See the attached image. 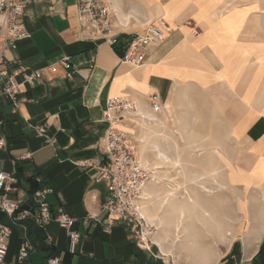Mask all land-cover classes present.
Returning a JSON list of instances; mask_svg holds the SVG:
<instances>
[{
    "label": "crops",
    "instance_id": "0c3cea01",
    "mask_svg": "<svg viewBox=\"0 0 264 264\" xmlns=\"http://www.w3.org/2000/svg\"><path fill=\"white\" fill-rule=\"evenodd\" d=\"M107 1L114 11L116 44L84 39L77 0H33L24 17L32 37L7 54L29 72H43L35 86L21 85L17 110L7 98L0 105V140L6 142L0 148V170L18 173L17 190L9 198L28 206L36 191L52 188L47 203L64 206L78 220L81 234L72 255L67 234L56 222L44 229L25 223L34 246L25 264H43L53 256L64 264H264V63L258 61L264 60V0ZM161 22L172 32L148 50L146 62L123 63L148 27ZM63 57L78 67L72 80L63 79L59 65L56 73L50 69ZM155 94L163 107L160 114L149 102ZM115 97L160 116L163 128L177 124L176 137L208 141L210 161L203 169L210 185L201 175L190 181L196 190L191 194L194 212L169 217L159 206L150 210L156 217L149 223L155 232L162 228L157 239L168 256L158 244L152 253L140 250L118 224L108 230L107 183L96 179L92 164L103 158L100 146L108 128L103 116ZM168 132L167 140L174 136L171 127ZM26 154L31 160L21 161ZM29 179L37 184L34 193ZM200 185L213 193L203 194ZM154 190L151 182L149 200ZM87 218L92 219L86 223ZM0 220L12 225L1 212ZM19 229L15 226L10 237L5 264L17 258Z\"/></svg>",
    "mask_w": 264,
    "mask_h": 264
},
{
    "label": "built area",
    "instance_id": "2783aa9c",
    "mask_svg": "<svg viewBox=\"0 0 264 264\" xmlns=\"http://www.w3.org/2000/svg\"><path fill=\"white\" fill-rule=\"evenodd\" d=\"M33 0H0V105L4 98L10 100L14 110H17L23 101L20 98L22 84L35 86L43 78V72L28 68L18 59L9 60L7 54L18 50L21 42L31 39L24 17L28 6ZM77 17L84 39L98 43L114 45L117 42L116 24L113 12L107 0H77ZM172 32V28L165 22L150 25L146 34L138 39L123 58V63L141 66L147 60V53L151 47L160 45ZM199 35L198 30L194 31ZM63 67V79L72 80L78 72V67L71 63L70 57H63L59 63L50 67L53 73L58 71L57 66ZM22 78V82L18 78ZM151 109L155 114L163 110L158 95L149 99ZM137 110L133 103L125 97H115L108 100L103 120L108 128L100 150L103 158L92 164L96 169L98 181L107 183L106 200L103 210L108 214V230L114 225L122 226L133 238L136 246L148 253H152L153 242L151 236L153 226L149 224L144 214L145 191L152 180V171L144 166L136 155L133 146V136L120 129L126 124ZM3 122L0 119V127ZM6 142L0 140V148ZM31 160V154L21 157V161ZM18 180L16 173L9 174L0 170V212L6 214L12 225L0 220V264H5L9 251L10 237L19 229L20 248L16 260L11 264H25L34 246L30 240L25 223L36 224L44 229L49 222H56L68 237V253L76 254L81 234L76 228L78 220L69 215L64 206L51 207L47 203L48 194L52 188L46 187L32 195V202L28 206L21 201L9 198V194L17 190ZM92 218H87L88 223ZM52 239L47 238L51 245ZM43 264H64L60 256L49 257Z\"/></svg>",
    "mask_w": 264,
    "mask_h": 264
},
{
    "label": "rangeland",
    "instance_id": "374dc122",
    "mask_svg": "<svg viewBox=\"0 0 264 264\" xmlns=\"http://www.w3.org/2000/svg\"><path fill=\"white\" fill-rule=\"evenodd\" d=\"M258 61L264 63V60H262V59L258 60ZM131 117H133V115ZM131 117H128V118H131ZM140 122H141L140 127L135 128V132L137 131V134H138L137 138L136 139L133 138V146H134V149H135L137 156L138 155L140 156V154L138 153V149H140L139 140L141 139V136H142L144 129H145V127L143 126V121H140ZM165 123L166 122H164V124L160 125L159 127L153 126L151 137L153 138L154 142H156L158 145H160L162 150L165 151V153H167L166 155L169 158H171L172 161L170 163H166L165 165L162 163L161 168H163V169L157 170V179H156V182L158 184L157 188H156L157 189V195L153 199L149 200L146 196V191H145L146 201L143 204L144 214H145L146 203L148 202L149 205H152V203L156 202L157 199H165L164 197H166L168 190L171 193L172 192L175 193V196L173 198L170 197V198L174 199L175 201H179L181 199V196L182 195L184 196L185 192H189L190 194H193L194 192H196L195 183L190 182L191 180H193L195 178V175H196V178H200L199 175H201V177L205 179L206 185H210V183H209L210 174L205 172L203 169V167L206 166V165L203 166V164L208 163L210 161L209 159H207L210 156L208 154V152H210L209 146L207 145L208 141L200 139V138L195 139L192 137L181 138L179 135H178L179 138L176 137L177 133L174 134V132H176L178 129L177 124H175V125L174 124H166L168 128L171 127V130L173 131V134H174V136L172 138L167 140V138H166V136H164V134L167 135L166 131L168 132V128H163L165 126ZM193 125H194V127L197 126L195 128L196 130H199V125H197V124H193ZM159 133L163 134V136H161ZM168 133L172 134L171 132H168ZM150 155H151L152 159L154 160L155 159L154 153L152 152ZM139 156H138V158H139ZM139 159L141 160V162L144 164V166L146 168H148L152 171V169L149 168L145 164V162L142 161L141 158H139ZM176 164H180V167H181L180 170H178V165H176ZM154 173H155V171H154ZM153 177H155V174H153V172H152V180H153ZM185 178H186V180H185ZM187 179H189V180L187 181ZM152 180L149 182V184L152 182ZM149 184H148V186H149ZM208 188H210L212 190V188L210 186ZM219 190H220V188H218L216 190V192ZM178 191H179V193H178ZM214 192H215V190H214ZM174 200H172L170 202V205L165 207V209H164L166 211V213L169 214V217L173 216V214L171 213L173 210V207L171 205L175 203ZM205 205L207 207L206 209H209L208 208L209 204L207 203ZM145 216H146V214H145ZM168 221L171 222L172 219H168ZM167 224H168V222H167ZM167 224H166V227L169 226ZM153 228L154 229H153V233L151 236V240L153 242L152 252H153L154 247H155V243L153 240V238H154L153 235L155 233V227L153 226Z\"/></svg>",
    "mask_w": 264,
    "mask_h": 264
},
{
    "label": "bare ground",
    "instance_id": "6f19581e",
    "mask_svg": "<svg viewBox=\"0 0 264 264\" xmlns=\"http://www.w3.org/2000/svg\"><path fill=\"white\" fill-rule=\"evenodd\" d=\"M113 13H114V11H113ZM126 17H128V16H126ZM167 110H169L170 116H172L173 113H172V108H171L170 104L167 105ZM159 118H160V116H159ZM159 118L156 117L155 115H153L150 111L139 109L136 113L133 114V117L127 118L129 120L128 123L119 126L121 130L131 134L133 136V138L136 139L138 134H137V131L135 132V128L136 127L139 128L140 125H141L140 121H143V126L145 127V129H144V132H143V134L141 136V139L139 140L140 149H138V153L140 154L141 157L139 155L138 156H139V158L142 159L143 162H145V164L149 168L152 169L153 174H155V177H153V180H152V183L155 186V190L153 192V198L157 195V189H156L157 185H158L157 182H156L157 170L161 169V167H162L161 164L162 163H168V162L172 161L171 158H169L166 155V153L162 150L160 145H158L156 142H154L153 138L151 137L152 130H153L152 127L153 126L159 127L160 125H163L164 122H165V121H163V120H161ZM160 135L163 136V134H160ZM152 152L154 153V157H155L154 160L152 159V157L150 155ZM154 171H155V173H154ZM213 179H215V178H213ZM195 180H197V179H195ZM217 184H218V182H217ZM199 189H200V191L203 194H212L213 193V191L210 188H207V187H205L203 185H200ZM178 193H179V191H178ZM174 196H175V193L174 192L171 193L168 190L167 194H166V197H164L165 199H157L156 202L152 203V205L148 204L147 208L145 209V214H146L147 220L154 223L153 220L156 217V215H155L154 210L152 211L153 213H150V210H152L151 208L152 207L157 208V206H159L160 210H161V208L165 209V207L169 206L170 202L172 200H174V199H172ZM170 197H172V198H170ZM181 197H185L184 200H186V201L183 202L181 200L180 201H175L174 200L175 203L171 205L173 207V210H172L171 213L172 214L176 213V216L178 215L177 212H179V214L183 215L186 212V210L192 209V207L196 203L195 199L193 198V195H191L189 192H185L184 196L182 195ZM155 211H157V209H155ZM192 211L194 212V209H192ZM177 220H178V218H177ZM176 228H177V226H176ZM178 228H179V225H178ZM179 230H180V228H179ZM161 231H162L161 227H157L156 228V232L153 235V237H154L153 240H154L155 244H158L159 248L161 249V253H163L164 256H168V252H166L164 250V248L162 246V243H161V240L157 239V237H159V232H161Z\"/></svg>",
    "mask_w": 264,
    "mask_h": 264
},
{
    "label": "trees",
    "instance_id": "16d2710c",
    "mask_svg": "<svg viewBox=\"0 0 264 264\" xmlns=\"http://www.w3.org/2000/svg\"><path fill=\"white\" fill-rule=\"evenodd\" d=\"M16 176H18V173H16ZM28 184H29L30 193H34L38 189L37 186H36L37 184L34 182L33 179H29L28 180Z\"/></svg>",
    "mask_w": 264,
    "mask_h": 264
}]
</instances>
